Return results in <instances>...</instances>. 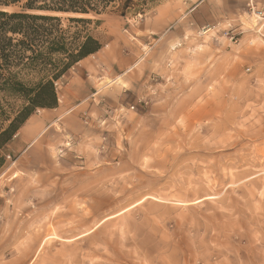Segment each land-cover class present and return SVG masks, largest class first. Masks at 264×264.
Segmentation results:
<instances>
[{
  "label": "rangeland",
  "instance_id": "374dc122",
  "mask_svg": "<svg viewBox=\"0 0 264 264\" xmlns=\"http://www.w3.org/2000/svg\"><path fill=\"white\" fill-rule=\"evenodd\" d=\"M58 16L102 49L0 146V264H264V0Z\"/></svg>",
  "mask_w": 264,
  "mask_h": 264
},
{
  "label": "trees",
  "instance_id": "16d2710c",
  "mask_svg": "<svg viewBox=\"0 0 264 264\" xmlns=\"http://www.w3.org/2000/svg\"><path fill=\"white\" fill-rule=\"evenodd\" d=\"M23 1L0 0V7L18 6ZM157 1L27 0L18 12L0 10V93L17 96L26 102L7 129L0 127V146L11 141L36 109L55 108L58 98L55 82L71 66L102 49L101 43L90 34L77 31L71 35L69 29L63 28L58 15L86 17L114 12L128 17L144 13ZM38 12L45 14H36ZM68 21L82 26L93 23L88 18H69ZM55 56L60 59L55 60ZM38 67L43 71L49 68L50 79H43L34 86L19 79L22 71ZM6 115L0 102V116Z\"/></svg>",
  "mask_w": 264,
  "mask_h": 264
},
{
  "label": "snow or ice",
  "instance_id": "6c2138e0",
  "mask_svg": "<svg viewBox=\"0 0 264 264\" xmlns=\"http://www.w3.org/2000/svg\"><path fill=\"white\" fill-rule=\"evenodd\" d=\"M253 43H254V42H253ZM124 87H127V85H124ZM147 198H148V197H145V199H147ZM153 199H154V197H153ZM140 203H143V200H141ZM132 207H133V208L137 207V204H136V203H133V204H132ZM127 210H128V209L126 208L125 211H127ZM57 239H58V237H57Z\"/></svg>",
  "mask_w": 264,
  "mask_h": 264
},
{
  "label": "bare ground",
  "instance_id": "6f19581e",
  "mask_svg": "<svg viewBox=\"0 0 264 264\" xmlns=\"http://www.w3.org/2000/svg\"><path fill=\"white\" fill-rule=\"evenodd\" d=\"M216 133V132H215Z\"/></svg>",
  "mask_w": 264,
  "mask_h": 264
}]
</instances>
